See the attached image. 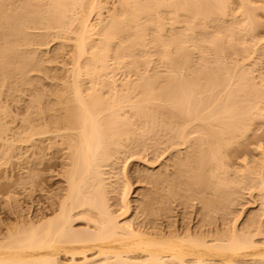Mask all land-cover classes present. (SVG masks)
I'll list each match as a JSON object with an SVG mask.
<instances>
[{"label":"bare ground","instance_id":"obj_1","mask_svg":"<svg viewBox=\"0 0 264 264\" xmlns=\"http://www.w3.org/2000/svg\"><path fill=\"white\" fill-rule=\"evenodd\" d=\"M114 3L100 23L91 16L106 0H0L1 158L12 161L23 144L42 155L34 165L47 160L46 149L65 151L66 182L50 215L28 221L19 215L0 224V264H264V193L263 212L240 223L237 218L227 232L137 228L112 211L105 177L128 144L168 136L171 146L186 145L173 167L181 169L179 178H189L192 195L186 199L198 198L202 212L221 211L225 220L232 215L240 191L253 187L250 171L259 174L264 189V132L258 143L251 141L254 126L264 122L261 7L254 0ZM74 21L79 30L72 80L35 92L20 130L7 136L4 101L39 84L40 76L32 73L61 57L59 48L49 56L43 48ZM251 48L257 57L245 67ZM214 57L222 60L217 66L210 63ZM195 61L204 65L191 69ZM118 66L135 80H120ZM107 81L115 85L113 93L104 91ZM233 153L240 161L236 170ZM27 173L25 182L43 185L32 169ZM179 178L156 176L157 189L137 209L154 214L155 199L166 207L165 196L179 193ZM131 191L123 192L126 212L132 209Z\"/></svg>","mask_w":264,"mask_h":264},{"label":"rangeland","instance_id":"obj_2","mask_svg":"<svg viewBox=\"0 0 264 264\" xmlns=\"http://www.w3.org/2000/svg\"><path fill=\"white\" fill-rule=\"evenodd\" d=\"M115 0H106V7L91 16L93 22H100L107 18L115 7ZM254 4L261 7L259 10V20L264 25V0H254ZM79 30V24L74 21L67 32L62 38L51 40L43 49L45 56H49L56 48L61 51V57L56 62L48 64V68L42 72L32 75L40 76L39 84L30 85V90L24 91L20 96L13 98H6L4 104L6 105L7 120L9 121L10 131L7 136H12L20 130L22 119L26 114L28 103L35 92L41 90H50L55 85L62 87L66 82L72 80L71 70L74 67V42ZM262 36L264 37V26L260 28ZM98 37V36H96ZM247 37H250L247 35ZM264 45V39H261L258 47ZM248 56L245 60V67L257 57V52L252 48L246 52ZM245 55V56H246ZM239 57H242L239 56ZM211 65L217 66L222 60L218 57L210 58ZM110 65H115L114 61ZM204 65V62H193L191 69H199ZM116 74L120 80L129 78L135 80L128 68L118 66L115 68ZM264 72V64H263ZM108 86L105 92L113 93L112 87L114 84L107 81ZM89 82L84 79L82 85L84 88L88 86ZM121 88V82L118 84ZM112 98L114 95L108 93ZM264 132V122L256 124L253 131V139L258 143L260 136ZM195 137V135H192ZM168 136L163 139H142L135 144H128V149L124 154L119 153L116 155L115 163L108 168L109 174L106 177L107 188L110 191L106 197L109 198L111 209L115 215H121L120 220L125 222L132 221L135 227L146 226H159L165 229H174L175 227L195 229H202L206 233L229 231L236 228L237 218L240 221L244 216H251L253 214L263 212V199L262 193L264 189L260 184L259 174L250 171L248 172L254 181L251 182L252 188L248 189L247 185L238 194V200L232 204L234 213L225 220L222 217L221 211L209 210L205 213L202 212V202L195 196L186 199L192 195L189 190L188 177H181V172L178 167H173L174 160L181 158V153L185 152L186 145L171 146L168 142ZM177 141V140H174ZM2 145L0 143V224L10 218L16 219L21 216L25 221L35 218L36 215L49 212L50 208L55 207V202L58 200V194L66 186L63 176V161L65 151L53 153L52 150L46 149L43 154H47V160L43 164L34 165L36 157H42L38 154V149H33L27 145H19L16 158L12 161H3L1 158ZM257 154V151H255ZM50 159V160H49ZM231 164L234 170L237 169L239 163H236V156L234 153L231 157ZM36 162V161H35ZM32 169L31 175H39L38 178L42 179L43 185L41 187L34 186L30 182H25L28 178V171ZM165 174L175 179H180L183 184L176 186V191L179 192L176 196H165L167 201L166 207L155 199L156 203L153 207L154 214L148 215L137 209V205L141 200H145L147 195L157 188L155 186L156 176ZM233 172H231L232 174ZM172 174V176L170 175ZM153 176V179L142 181V176ZM130 179V182H128ZM166 186V184H165ZM161 186L164 190L163 194L168 193V188ZM132 187L130 194V201L132 209L126 212L125 203L123 200V192L125 189ZM214 198V193L211 190L208 194ZM153 196V195H152ZM162 197V196H160ZM158 197V198H160ZM153 198H156L155 196ZM240 215V216H239ZM239 216V217H238ZM84 224H78L76 227H83ZM169 229V230H170Z\"/></svg>","mask_w":264,"mask_h":264}]
</instances>
